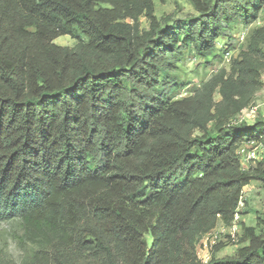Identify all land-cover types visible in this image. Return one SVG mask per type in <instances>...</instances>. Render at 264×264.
Returning <instances> with one entry per match:
<instances>
[{"label":"trees","instance_id":"obj_1","mask_svg":"<svg viewBox=\"0 0 264 264\" xmlns=\"http://www.w3.org/2000/svg\"><path fill=\"white\" fill-rule=\"evenodd\" d=\"M190 2L198 15L172 20L153 0H0V222H21L25 264H264L255 227L231 255L195 250L264 187V161L237 153L264 144V119L236 120L262 86L264 23L228 71L170 98L183 46L209 55L264 0Z\"/></svg>","mask_w":264,"mask_h":264},{"label":"rangeland","instance_id":"obj_2","mask_svg":"<svg viewBox=\"0 0 264 264\" xmlns=\"http://www.w3.org/2000/svg\"><path fill=\"white\" fill-rule=\"evenodd\" d=\"M153 1L154 14L157 18L170 15L172 20H186L198 15L190 0ZM169 23L171 24L173 21ZM263 23L264 6L259 11L257 18L250 23L235 22L231 24L225 34L215 39V47L209 55H198L192 46L184 45L176 61V66L172 70L173 75L178 79V86L171 93L170 98L175 100L191 95L221 69L228 71L231 59L245 47L251 30ZM139 24L141 28L147 29L149 22L144 16H140ZM241 31L245 32L243 40H239L237 36ZM54 43L71 47L75 44V39L68 35H61L54 39ZM261 80L262 86L255 92L250 104L242 109L243 111L250 106L257 108L255 117L246 116L243 120L248 124H252L256 118L264 119V74ZM213 96L215 101L220 100L218 91ZM209 125L211 126L212 123ZM259 157V161H264L262 156ZM256 163L258 161H249L248 165L254 167ZM215 227L218 229L223 227L220 220ZM243 227H255L257 233L264 231V187L259 180H252L247 186L236 236L232 239L223 233L214 244L206 243L195 247L197 257L208 259L212 254L216 257L233 254L238 247L245 244L242 241ZM34 249L35 246L25 240L21 222L17 218L0 222V264H25Z\"/></svg>","mask_w":264,"mask_h":264},{"label":"built area","instance_id":"obj_3","mask_svg":"<svg viewBox=\"0 0 264 264\" xmlns=\"http://www.w3.org/2000/svg\"><path fill=\"white\" fill-rule=\"evenodd\" d=\"M237 36L239 40H243L245 32L241 31ZM256 109V107L250 106L249 108L243 110L241 114L236 117V120L238 122H242L243 120H245L246 116L255 117L257 113ZM237 153L240 157L243 167L246 168L247 166H249V161L258 160V158H260L259 156L264 157V144L256 140L247 141L239 146ZM247 186L248 185L244 186L241 190L239 201L230 223L228 225H223V227L219 229L214 227L213 229L202 234L195 245L196 248L206 243L214 244L219 238L220 234L223 233L227 234L232 239L236 236L239 230L241 207L243 206L244 196L247 192ZM200 259L203 262H206L210 258L202 259L201 257Z\"/></svg>","mask_w":264,"mask_h":264},{"label":"crops","instance_id":"obj_4","mask_svg":"<svg viewBox=\"0 0 264 264\" xmlns=\"http://www.w3.org/2000/svg\"><path fill=\"white\" fill-rule=\"evenodd\" d=\"M222 224V223H221ZM223 225V224H222Z\"/></svg>","mask_w":264,"mask_h":264}]
</instances>
